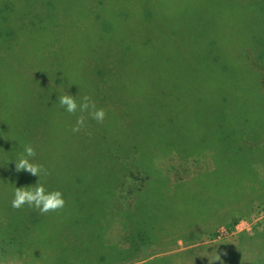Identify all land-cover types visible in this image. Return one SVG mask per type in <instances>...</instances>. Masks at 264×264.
<instances>
[{"label": "trees", "instance_id": "obj_1", "mask_svg": "<svg viewBox=\"0 0 264 264\" xmlns=\"http://www.w3.org/2000/svg\"><path fill=\"white\" fill-rule=\"evenodd\" d=\"M220 7L224 15H195L192 26L175 16L182 40L193 50L187 56L189 64L210 87L215 101L204 122L191 127L194 136L162 149L155 158L128 145V132L113 151L109 152L116 141L105 146L100 142V161L109 158L113 169L109 184L99 185L106 194L101 197L92 185L76 182L43 184L48 191L62 192L66 204L59 212L42 215L27 205L14 209L11 202L19 180L12 171L0 175V263L175 264L176 258L185 261L204 238L216 240L221 226L233 229L241 219L264 211V0H226ZM6 10L7 25L12 9ZM223 40L236 46L233 54L243 62L241 72H225L224 66L231 65L223 63ZM204 62L211 73L222 77L202 74ZM95 74L89 73L86 81L90 97L96 88L101 89V76ZM34 92L36 111L18 107L0 116V169H15L21 155L13 151L18 140L10 126L14 122H19V143L31 144L36 151L32 162L46 169H65L73 156L66 150L75 148L80 139L93 143L88 125L79 133L72 132L79 114L63 115L69 137L61 142L62 136L55 131L64 152L50 147L49 154L57 158L50 167L45 159L50 144L46 132L49 120L56 117L59 125L60 116L44 109L55 99L50 91L35 88ZM114 111L126 110L114 107ZM148 114L157 115L151 110ZM88 120L90 129L101 134L98 141L105 138L99 123ZM201 159H207V165L196 170L185 167L190 160ZM160 160H165L164 166ZM170 160L175 162L169 165ZM39 181L42 184L33 181L31 187ZM64 220L72 228H64ZM105 223L110 229L115 226L114 238H109ZM237 244L236 248L225 245L226 252L216 264H264V224L253 235L240 233Z\"/></svg>", "mask_w": 264, "mask_h": 264}, {"label": "rangeland", "instance_id": "obj_2", "mask_svg": "<svg viewBox=\"0 0 264 264\" xmlns=\"http://www.w3.org/2000/svg\"><path fill=\"white\" fill-rule=\"evenodd\" d=\"M222 2L226 0H0V116L18 107L36 111L38 104L33 90L50 91L55 99H50L44 109H49L50 115L58 112L60 116L59 125L56 117L49 120L46 132L50 144L45 159L51 167L57 158L49 154L50 147L54 152L63 153L61 142L69 137V127L62 120L68 113L59 106L60 95L65 93L78 101L83 94L91 95L85 89L89 85L86 81L89 73L96 72V76H101V89L96 88L91 97L98 108L108 111L98 127L106 137L98 141L101 134L91 130V121L87 120L93 143L88 145L80 139L75 148L66 150L73 155L66 165L68 169H47L50 174L40 177L16 169H0V175L12 171L14 179L19 180L16 188L31 187L37 180L47 187L74 182L92 185L103 197L106 190L99 185L109 184L113 169L109 158L100 161V142L105 146L116 141L109 150L113 151L128 132V145L155 158L162 149L188 141L194 136L191 127L204 122L207 110L215 101L210 87L189 64L187 56L193 50L182 40L175 16L192 26L195 15H224ZM8 6L12 11L6 25ZM5 31H8L7 38ZM221 44L225 46L223 63L231 65L224 66L225 72H241L243 62L233 54L236 46L227 40ZM207 65V62L202 64V74L222 77L219 72L211 73ZM114 107L126 111L117 113ZM148 110L156 112L158 117H149ZM18 123L10 125L18 135L13 151L22 154L24 146L19 143L22 138ZM55 131L62 136L61 142ZM186 133L187 137L174 142ZM91 155L95 160L89 159ZM191 160L185 166L187 169L207 165V159ZM172 162L175 161L170 160L168 164ZM159 163L164 166L165 160ZM66 222L62 226L69 229L71 224ZM263 224L264 211L241 219L233 229L221 226L216 240L204 238L193 246L194 251L185 261L176 258L175 264H216L226 252L225 245L236 248L240 233L253 235ZM105 226L109 238H114L115 226L112 229L108 223ZM222 228L224 232H220ZM215 254L220 260L215 261Z\"/></svg>", "mask_w": 264, "mask_h": 264}, {"label": "clouds", "instance_id": "obj_3", "mask_svg": "<svg viewBox=\"0 0 264 264\" xmlns=\"http://www.w3.org/2000/svg\"><path fill=\"white\" fill-rule=\"evenodd\" d=\"M59 106L71 115H77L75 125L72 127L73 133H79L86 128L87 120L91 118L97 123H103L107 113L103 108H98L96 102L88 95H84L78 101L76 97L68 94H62L58 97ZM36 151L31 144L24 146L23 153L15 161L17 172L26 171L33 176H47L50 173L43 165L33 163ZM66 201L60 191H48L43 184L38 182L34 187L15 188L14 198L11 206L14 209H21L25 205L38 210L42 215L50 212H59L65 207ZM216 260L220 256L215 254Z\"/></svg>", "mask_w": 264, "mask_h": 264}, {"label": "built area", "instance_id": "obj_4", "mask_svg": "<svg viewBox=\"0 0 264 264\" xmlns=\"http://www.w3.org/2000/svg\"><path fill=\"white\" fill-rule=\"evenodd\" d=\"M225 231V229L224 228H222L221 230H220V232H224Z\"/></svg>", "mask_w": 264, "mask_h": 264}]
</instances>
